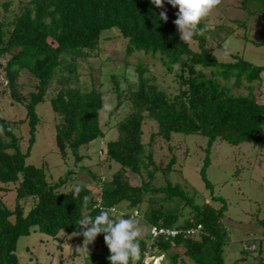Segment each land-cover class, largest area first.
I'll list each match as a JSON object with an SVG mask.
<instances>
[{"label":"trees","instance_id":"1","mask_svg":"<svg viewBox=\"0 0 264 264\" xmlns=\"http://www.w3.org/2000/svg\"><path fill=\"white\" fill-rule=\"evenodd\" d=\"M15 3L17 7L13 8ZM15 3L14 0L0 2V59L8 58L3 68L7 85L13 100L26 108V118L13 123L0 116V191H9L13 186L16 192L13 209L0 196V264H20L17 256L20 239L38 231L54 240L63 233L72 235L75 244L82 246L83 229L75 223L84 215H97L100 209H115L117 219L146 218L150 224L149 236L139 237L143 264L148 255L169 257L173 264L185 257L194 264H224L222 247L229 241L228 230L222 223L226 202L215 197L223 203L222 207L206 203L207 199L198 204L196 196H190L184 185L170 180L173 172H180L175 170L177 158L173 156L167 165L157 164L153 148L157 138L170 143L173 134L206 138L201 176L206 186L212 187L207 169L218 140L234 146L264 145V67L237 55L233 56L234 61L218 59L209 41L223 47L231 35L226 25L207 28L201 22L202 33L192 38L198 46V51L194 50L189 41L180 39L174 24L178 8L166 0L162 4L170 9L166 13L167 22L158 20L162 8L150 0H17ZM241 7L249 16L258 13L264 18V0H241ZM234 24L247 26L240 21ZM111 32H118L127 41V59L142 53L159 60L168 74L177 69L174 79L177 93L171 95L161 90L154 78L147 76L149 67L142 61L137 64L136 88H122L119 76L113 74L115 111L126 103L130 109L112 127L117 130L118 138L108 141L100 151L106 156L104 167L110 169L115 163L120 168L106 181L101 174L88 170L91 181L87 185L75 184L67 189L73 171L51 182L44 167L27 163L40 124L36 107L50 103L60 119L56 125L60 155L65 163L70 157L76 165L81 163L84 158L80 149L104 139L105 132L101 122L104 109L101 86L93 85L90 90L78 87V60L99 57L101 41ZM22 72H28L35 80V90L25 96L18 90ZM54 84L57 91L48 97ZM241 88L246 94L232 93ZM146 120L157 124V132L150 134L147 144L143 142ZM24 122L29 128L25 149V138L16 133ZM158 173L163 174L166 184L154 188ZM131 175L140 177V187L130 184ZM77 185L81 191L73 197ZM150 193H163L165 197L161 202H149L143 212L144 196ZM171 202L178 205L175 203L176 207L170 208ZM187 206L191 208V216L181 221ZM198 226L202 228L199 234H187ZM153 228L178 230L180 234L174 238L165 235L153 238ZM103 236V233L97 235L92 243H101L104 253L87 256L84 264H109L110 253ZM178 247L184 248L182 255L170 254L172 248ZM258 260V264H264L261 255Z\"/></svg>","mask_w":264,"mask_h":264},{"label":"rangeland","instance_id":"2","mask_svg":"<svg viewBox=\"0 0 264 264\" xmlns=\"http://www.w3.org/2000/svg\"><path fill=\"white\" fill-rule=\"evenodd\" d=\"M3 1L0 0V2ZM16 1L14 0V3ZM15 4L13 8L17 7V3ZM161 8L163 12L170 13L168 6L162 4ZM235 21L246 22V28L238 27L234 24ZM201 22L207 28H218L221 25L230 27L227 31L231 35L226 38L223 47L217 46L218 42L209 41V47L215 51L220 61H234L233 56L237 55L258 67H264V45H256V43L264 44V18L261 14L249 16L241 7V0H219V4ZM189 42L193 49L198 51L197 41L190 40ZM126 47L127 41L122 39L118 32H111L105 34L101 41L99 57L78 60V87L82 90H90L93 85L97 88L101 86L104 99L101 122L103 132H105L104 139H98L90 146L80 149V156L84 158L81 163L76 165L73 157L65 163L60 155L56 144V125L60 119L52 110L50 103H42L36 107L40 124L36 134V143L27 163L36 167H44L49 174V181L56 182L66 177L69 170L73 171L75 174L67 184V189H71L75 184L87 185L91 181L88 170L101 174L103 181L110 180L119 170L120 167L115 163L110 169L104 167L103 162L106 156L100 151V148L104 144L103 147H105L108 141L118 138L117 130L112 127L130 109V105L126 103L120 110L115 111L117 100L111 77L113 74L119 76L118 81L122 88H136L138 85L137 64L142 61L149 67L147 76L154 78L155 84L161 90L171 95L177 93V85L174 83L177 69L174 73L168 74L159 60L146 57L142 53H135L127 59ZM7 60L8 58L0 59V116L14 123L25 120L26 108L11 97L3 70ZM18 84V90L22 96L35 90V80L28 72H22ZM56 91L57 85L54 84L47 96H53ZM232 93L244 95L246 91L241 88L235 89ZM28 131L26 122L20 126V129H16V133L25 138L23 149L27 146ZM143 131V142L147 144L150 141V134L157 132V124L153 120H146ZM207 142L206 138L198 135L173 134L170 143L157 138L153 148L154 159L157 164L164 162L167 165L173 156L177 158L175 170H180V172H173L170 180L173 184L184 185L190 196H196L198 204L207 199L206 203L216 208L222 207L223 203L215 197H220L226 202L227 207L222 223L228 230L229 241L222 247L224 264H258L259 255L264 259V145L255 146L251 143H243L234 146L218 140L213 146L207 169V177L212 184L209 188L201 176ZM157 176L158 179L153 187L165 186L166 181L163 174L158 173ZM128 180L134 187H140L142 184L140 177L136 175H131ZM0 196L8 208L15 207L16 192L13 186L9 191H0ZM164 197L163 193L146 194L141 210L144 212L149 202H161ZM175 203L171 202L168 205H171L170 208L176 207L178 203ZM28 210L26 207V212ZM189 216H191V208L187 206L182 212L181 221ZM136 221L141 230L140 237H148L150 224L146 218L138 217ZM58 238L50 239L40 231L34 232L29 237L21 238L17 247L20 264H84L87 256L104 253V246L101 243L86 244L83 240V245L78 246L72 240L73 236H66L65 233ZM248 242L254 244L257 250L246 251ZM61 245L62 249L59 248ZM183 252L184 248L178 247L172 248L170 254L176 256L182 255ZM144 263L173 264L169 257L157 258L149 255ZM178 264L194 263L185 257Z\"/></svg>","mask_w":264,"mask_h":264},{"label":"clouds","instance_id":"3","mask_svg":"<svg viewBox=\"0 0 264 264\" xmlns=\"http://www.w3.org/2000/svg\"><path fill=\"white\" fill-rule=\"evenodd\" d=\"M150 2L159 8L162 7L163 0ZM166 2L173 8H178L174 24L183 42H188L202 33L203 30L199 27L201 21L219 4V0H166ZM158 18L164 22L168 19L165 12H161ZM80 191V186H75L73 197ZM117 215L115 209H100L97 215H84L75 224L83 229L80 234L86 244H91L97 235L104 234V243L110 253L109 264H143L139 239L141 230L136 219L131 216L117 219Z\"/></svg>","mask_w":264,"mask_h":264},{"label":"built area","instance_id":"4","mask_svg":"<svg viewBox=\"0 0 264 264\" xmlns=\"http://www.w3.org/2000/svg\"><path fill=\"white\" fill-rule=\"evenodd\" d=\"M137 214V213H136ZM202 228L201 226H198L195 229H191L187 231V234L190 236H195L196 234H199L201 232ZM151 234L153 236V238H157L161 235H165L167 237H176L177 235L180 234V232L178 230H165V229H159V228H153L151 230ZM247 251H254L256 250V246L254 244H246V248Z\"/></svg>","mask_w":264,"mask_h":264}]
</instances>
